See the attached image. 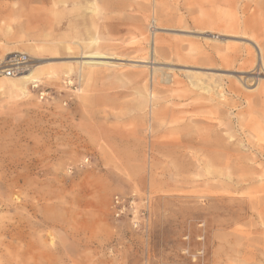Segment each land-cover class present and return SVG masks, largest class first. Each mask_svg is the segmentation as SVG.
Listing matches in <instances>:
<instances>
[{
	"label": "rangeland",
	"instance_id": "374dc122",
	"mask_svg": "<svg viewBox=\"0 0 264 264\" xmlns=\"http://www.w3.org/2000/svg\"><path fill=\"white\" fill-rule=\"evenodd\" d=\"M260 1L0 0V200L17 206L0 219L47 223L35 237H63L65 264H264ZM16 53L40 77L14 90ZM61 185L64 233L44 216ZM115 197L146 209L138 228Z\"/></svg>",
	"mask_w": 264,
	"mask_h": 264
},
{
	"label": "bare ground",
	"instance_id": "6f19581e",
	"mask_svg": "<svg viewBox=\"0 0 264 264\" xmlns=\"http://www.w3.org/2000/svg\"><path fill=\"white\" fill-rule=\"evenodd\" d=\"M260 5L262 6V8H264V0L260 1ZM103 57H104L103 54H101L100 52L94 51V52L85 53L84 57L82 59L99 60V59H104ZM88 65H92V64L89 63ZM262 65H264V64L262 63ZM24 70H25V72H22L20 74L21 76L18 75V77H15L14 81H16V82H11L12 87H13L14 90L15 89L16 90L20 89L21 85H24L25 83H27L29 81L34 82L40 77V75H39L40 72L38 70H36V69L26 67ZM44 73L46 74V72H44ZM4 136H6V135H4ZM1 152H2V150H1ZM222 155H223V153H222ZM222 155H221V157H222ZM209 159H210V157H209ZM214 159H212V160H214ZM223 160H224V158H223ZM0 161H1V163H4L5 159H2V160L0 159ZM2 175H3V172H2ZM7 181H8V179H7ZM12 183L13 182H11V184ZM63 185L60 186L59 193H58L59 194L58 198H59V201H60V204L58 205V208H56V209H58L57 210L58 212L55 213V215H54V214H52V208L45 207L46 210L43 208V210H45L46 213H47L46 215L44 214V216H46L45 219L47 221H49V222L55 221V222L59 223V227H60V230L62 232L64 231V223H65V221H64V219H65L64 218L65 217V208H64L65 188H64ZM2 187H4V186H2ZM15 187H17V185ZM20 187H22V186H20ZM0 189H2V188H0ZM3 189H5V188H3ZM7 194H5V195H7ZM42 195L43 196L40 195L42 200H47L49 198V193L48 192H45ZM9 198H11V197H9ZM0 203H1L0 204V211L1 210L9 211V210H11V208L16 210V208H17V206L14 207L13 205H9L8 201L4 202V201L0 200ZM11 204H13V203H11ZM18 207H20V206H18ZM25 208H28V210H33L34 211L33 212L34 215L37 213L34 210V207H33L32 204H25ZM134 213H135L136 217L139 219L140 217L137 216L136 212H134ZM31 214H32V212H31ZM10 218H12V219H10ZM31 219H32V217L31 218L28 217V216L27 217L26 216L23 217L21 215H18V213H15L11 217L1 218L0 219V264H65V253L69 250V248L74 249V247L69 246L65 242L63 237L60 238V241H59V244H58V248H55L53 246L51 247L49 243H48L49 245H47L45 243V241L41 240V238H39L37 240L36 237H35L36 236V233H35L36 230H34V229L41 228V227L42 228H44V227L46 228L47 223L43 222L44 225H40V226H36L35 225L36 227H33V229H32V228H29V227H32ZM40 219L43 220V218H40ZM38 223H39V221H38ZM26 228H29L28 229L29 231ZM54 228H56V227H54ZM37 232H39V231H37ZM51 243H53V242H51Z\"/></svg>",
	"mask_w": 264,
	"mask_h": 264
},
{
	"label": "built area",
	"instance_id": "2783aa9c",
	"mask_svg": "<svg viewBox=\"0 0 264 264\" xmlns=\"http://www.w3.org/2000/svg\"><path fill=\"white\" fill-rule=\"evenodd\" d=\"M27 62H28V57L25 54H22V53L13 54L6 60L5 65L3 69L1 70V73L5 78H15L24 71V69L26 68ZM132 205H133V202L131 200L124 204L123 200H121L118 197H115L113 199L111 209H112L113 215L116 218H121L125 216V214L129 215V213L131 212L132 214L131 223L133 224L134 228H138L139 226L138 222L141 220L138 221V218L136 217L134 213L136 212L137 214V211ZM129 207L131 209H129ZM146 214H147L146 209H142L138 215L140 218L142 217V219H145L147 217Z\"/></svg>",
	"mask_w": 264,
	"mask_h": 264
}]
</instances>
